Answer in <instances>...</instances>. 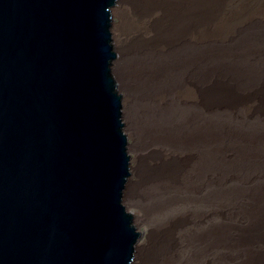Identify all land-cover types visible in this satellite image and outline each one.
Wrapping results in <instances>:
<instances>
[{
    "label": "bare ground",
    "instance_id": "obj_1",
    "mask_svg": "<svg viewBox=\"0 0 264 264\" xmlns=\"http://www.w3.org/2000/svg\"><path fill=\"white\" fill-rule=\"evenodd\" d=\"M114 11L138 153L124 195L149 225L134 264H264V0Z\"/></svg>",
    "mask_w": 264,
    "mask_h": 264
},
{
    "label": "water",
    "instance_id": "obj_2",
    "mask_svg": "<svg viewBox=\"0 0 264 264\" xmlns=\"http://www.w3.org/2000/svg\"><path fill=\"white\" fill-rule=\"evenodd\" d=\"M119 0H0V264H134Z\"/></svg>",
    "mask_w": 264,
    "mask_h": 264
},
{
    "label": "rangeland",
    "instance_id": "obj_3",
    "mask_svg": "<svg viewBox=\"0 0 264 264\" xmlns=\"http://www.w3.org/2000/svg\"><path fill=\"white\" fill-rule=\"evenodd\" d=\"M112 17H113V23H112L113 45H114L115 52H117V43H116L117 28H116V25L119 23L120 17L115 13V11H113ZM113 76L115 77L114 72H113ZM116 82H117V86H118V91L122 95V100H123L124 96H125V91H123L119 87V83H118L117 79H116ZM122 121L124 123V128H123L124 132L128 137V147L130 148V172H131V175L128 177V180H133L134 179L133 169L135 168V165H136L135 158H136L138 153L135 151V148H134L135 137L132 133V128L125 118L124 100H123V108H122ZM123 203L127 207V210L130 211L132 214H134L138 217L143 216L142 210L140 208H138L137 206L131 205L127 201L125 195L123 196ZM133 220H134V225L136 226L137 230L141 233V235H140L141 242H145L147 237H148V234H149V225L147 223H141V224L137 223V221H135L134 217H133Z\"/></svg>",
    "mask_w": 264,
    "mask_h": 264
}]
</instances>
